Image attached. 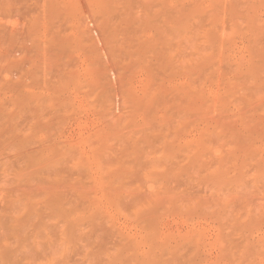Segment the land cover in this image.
<instances>
[{
  "label": "rangeland",
  "instance_id": "1",
  "mask_svg": "<svg viewBox=\"0 0 264 264\" xmlns=\"http://www.w3.org/2000/svg\"><path fill=\"white\" fill-rule=\"evenodd\" d=\"M0 264H264V0H0Z\"/></svg>",
  "mask_w": 264,
  "mask_h": 264
}]
</instances>
